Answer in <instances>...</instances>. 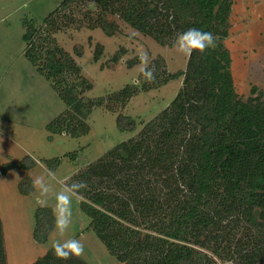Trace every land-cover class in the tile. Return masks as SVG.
I'll list each match as a JSON object with an SVG mask.
<instances>
[{"label": "trees", "instance_id": "1", "mask_svg": "<svg viewBox=\"0 0 264 264\" xmlns=\"http://www.w3.org/2000/svg\"><path fill=\"white\" fill-rule=\"evenodd\" d=\"M81 2L88 4L83 22L107 36L118 32L110 18L116 17L161 46L171 47L178 38L191 42L185 68L170 73L155 61L134 84L86 99L91 83L52 35L63 19L75 20L72 7ZM232 5L233 0H62L40 23L24 24V55L66 106L47 124L52 133L79 136L89 129L94 106L123 107L136 93L182 77L168 105L134 136L66 182L89 219L88 229L119 264H264V90L253 86L242 96L235 89L225 46ZM124 51L106 62L116 64ZM74 52L81 56L77 47ZM102 54L103 46L95 44L93 60ZM117 125L132 130L136 123L120 113ZM27 159L2 166L0 173L33 168L36 161ZM44 162L54 169L60 159ZM19 188L31 190V179ZM54 225L52 208L37 207L33 239L45 242ZM0 264H7L1 219ZM30 264L89 263L56 244Z\"/></svg>", "mask_w": 264, "mask_h": 264}, {"label": "rangeland", "instance_id": "2", "mask_svg": "<svg viewBox=\"0 0 264 264\" xmlns=\"http://www.w3.org/2000/svg\"><path fill=\"white\" fill-rule=\"evenodd\" d=\"M62 0H0V168L17 164L27 156L36 161L31 169L12 167L0 173V219L7 264H30L56 244L69 247L89 264H119L95 233L79 208L78 196L70 191L68 178L87 163L134 136L143 123L153 118L175 96L182 77L133 95L125 106L109 110L94 106L87 117L89 129L79 136L52 133L47 124L66 108L51 81L24 55L25 22L36 24ZM88 4L72 7L74 21L63 19L52 35L59 47L81 67L90 83L86 99L106 97L134 84L140 73L161 69L174 73L186 65L191 42L178 38L171 46H161L116 17L118 32L105 35L98 27L89 29L82 20ZM69 11V10H68ZM109 18V19H110ZM225 46L231 56L233 82L238 94L247 96L251 87L264 90V0H233ZM103 46L98 61L93 60L95 44ZM80 51L77 56L74 48ZM124 49L116 63L106 61ZM129 60H135L128 66ZM135 120L132 130L120 129L118 114ZM75 154L74 158L68 156ZM59 158L54 169L45 160ZM29 177L31 190L23 192L19 183ZM28 183L24 187H28ZM51 207L55 225L43 243L33 239L34 211Z\"/></svg>", "mask_w": 264, "mask_h": 264}]
</instances>
